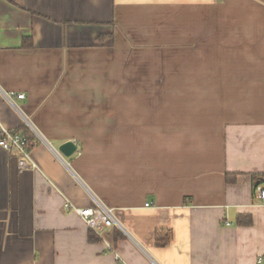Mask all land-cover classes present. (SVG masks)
<instances>
[{
	"label": "crops",
	"instance_id": "obj_1",
	"mask_svg": "<svg viewBox=\"0 0 264 264\" xmlns=\"http://www.w3.org/2000/svg\"><path fill=\"white\" fill-rule=\"evenodd\" d=\"M0 125V264L264 257V0H0Z\"/></svg>",
	"mask_w": 264,
	"mask_h": 264
},
{
	"label": "built area",
	"instance_id": "obj_2",
	"mask_svg": "<svg viewBox=\"0 0 264 264\" xmlns=\"http://www.w3.org/2000/svg\"><path fill=\"white\" fill-rule=\"evenodd\" d=\"M6 100H10L13 94H6ZM18 100L24 98L23 94L16 96ZM0 148L5 151L14 150L17 154V168L19 173L28 170H37L38 165L32 159L29 150L27 139L14 131L0 125ZM255 196L258 200L264 202V187L257 186L255 189ZM148 206L147 204L145 205ZM65 208L71 210L76 214L86 225L90 233L95 236L98 241H106V232L114 225V215L111 209L105 208L100 205H92L88 208H78L73 206L70 202L65 203ZM118 264H126L117 254H114ZM258 264L264 263V257L257 259Z\"/></svg>",
	"mask_w": 264,
	"mask_h": 264
},
{
	"label": "water",
	"instance_id": "obj_3",
	"mask_svg": "<svg viewBox=\"0 0 264 264\" xmlns=\"http://www.w3.org/2000/svg\"><path fill=\"white\" fill-rule=\"evenodd\" d=\"M57 152L66 159L70 158L77 153V145L73 141L64 142L58 146Z\"/></svg>",
	"mask_w": 264,
	"mask_h": 264
},
{
	"label": "trees",
	"instance_id": "obj_4",
	"mask_svg": "<svg viewBox=\"0 0 264 264\" xmlns=\"http://www.w3.org/2000/svg\"><path fill=\"white\" fill-rule=\"evenodd\" d=\"M110 38H112V36L106 34V35L100 36V38H99L100 40H99V41H100V43H102L103 40L110 39ZM24 44H25V43H23V46H24ZM24 47H25V46H24ZM22 129H23V128H22ZM23 130H24V129H23ZM25 132H26V134L23 133V136L27 139V142H28V144H29V150L31 151V148H32L31 139H32V138L29 137V139H28L25 135L29 134V131L25 130ZM256 180H257V178H254V184H253V186H254V190L256 189L257 184H258V182H257ZM254 194H255V192H254ZM238 223H239L240 225H248V222L242 220L241 218H239ZM94 238H96V237L94 236ZM96 239H97V238H96ZM97 240H98V239H97Z\"/></svg>",
	"mask_w": 264,
	"mask_h": 264
}]
</instances>
